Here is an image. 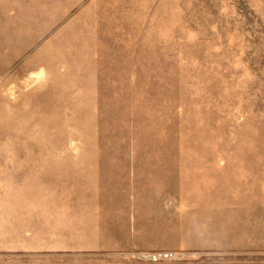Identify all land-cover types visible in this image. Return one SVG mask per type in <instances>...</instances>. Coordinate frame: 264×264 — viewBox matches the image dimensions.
I'll list each match as a JSON object with an SVG mask.
<instances>
[{"label":"rangeland","instance_id":"rangeland-1","mask_svg":"<svg viewBox=\"0 0 264 264\" xmlns=\"http://www.w3.org/2000/svg\"><path fill=\"white\" fill-rule=\"evenodd\" d=\"M0 264H264V0H0Z\"/></svg>","mask_w":264,"mask_h":264},{"label":"crops","instance_id":"crops-1","mask_svg":"<svg viewBox=\"0 0 264 264\" xmlns=\"http://www.w3.org/2000/svg\"><path fill=\"white\" fill-rule=\"evenodd\" d=\"M133 232L130 231V233H133ZM94 235H95L94 238L92 237L91 239H88L84 242L85 244H89L90 246H92V249H94V250H102V251H105V250H117V251L150 250V249H154L155 248L154 246H156V244L153 242H148V243L142 244V243L136 242L133 239H130V241H128V242L126 240L127 243H116L115 247H113V246H110L111 245L110 243H112L113 242L112 240H114L112 237V235H113L112 233L102 232L101 235H98V233H94ZM131 236H133V234H130V237ZM207 236L208 235H205V237H207ZM211 236H212V234H211ZM110 237H112V238H110ZM205 240H208V239H205ZM108 242H110V243H108ZM205 242L208 243L209 245H211L210 240L205 241Z\"/></svg>","mask_w":264,"mask_h":264},{"label":"built area","instance_id":"built-area-1","mask_svg":"<svg viewBox=\"0 0 264 264\" xmlns=\"http://www.w3.org/2000/svg\"><path fill=\"white\" fill-rule=\"evenodd\" d=\"M147 259L152 260L153 262H157L160 260H169L173 258V254L172 253H154V254H149L146 256Z\"/></svg>","mask_w":264,"mask_h":264}]
</instances>
